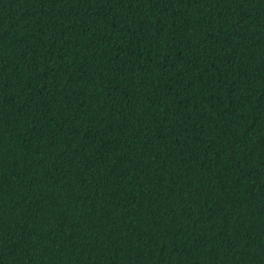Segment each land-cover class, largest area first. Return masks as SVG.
Returning a JSON list of instances; mask_svg holds the SVG:
<instances>
[{
  "label": "trees",
  "instance_id": "16d2710c",
  "mask_svg": "<svg viewBox=\"0 0 264 264\" xmlns=\"http://www.w3.org/2000/svg\"><path fill=\"white\" fill-rule=\"evenodd\" d=\"M0 264H264V0H0Z\"/></svg>",
  "mask_w": 264,
  "mask_h": 264
}]
</instances>
